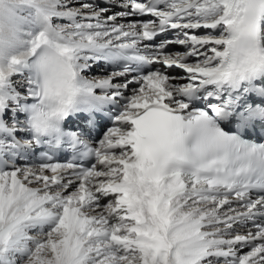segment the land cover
<instances>
[{"label": "snow or ice", "instance_id": "1", "mask_svg": "<svg viewBox=\"0 0 264 264\" xmlns=\"http://www.w3.org/2000/svg\"><path fill=\"white\" fill-rule=\"evenodd\" d=\"M0 264H264V0H0Z\"/></svg>", "mask_w": 264, "mask_h": 264}]
</instances>
